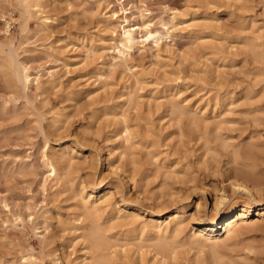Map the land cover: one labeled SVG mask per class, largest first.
<instances>
[{
	"label": "rangeland",
	"instance_id": "1",
	"mask_svg": "<svg viewBox=\"0 0 264 264\" xmlns=\"http://www.w3.org/2000/svg\"><path fill=\"white\" fill-rule=\"evenodd\" d=\"M48 1L49 28L32 18L29 31L16 21L5 34L0 16V36L17 43L33 79L24 89L0 66V264H20L32 250L36 264H86L82 196L103 205L110 238L127 241H112L119 264H161L146 243L134 254L142 227L149 232L178 212L186 239L197 228V201L203 197L213 215L221 181L249 163L251 141L264 168V0ZM146 24L163 34L158 44L143 42L137 26ZM123 26L137 32L120 62ZM61 150L77 165L56 178L45 162ZM231 192L233 200L246 198ZM263 209L264 195L246 222L259 223L233 240L220 230L216 250L264 264ZM117 215L123 221L115 225L110 216ZM204 245L202 254L179 247L181 263L203 255L210 264L211 245Z\"/></svg>",
	"mask_w": 264,
	"mask_h": 264
},
{
	"label": "bare ground",
	"instance_id": "2",
	"mask_svg": "<svg viewBox=\"0 0 264 264\" xmlns=\"http://www.w3.org/2000/svg\"><path fill=\"white\" fill-rule=\"evenodd\" d=\"M47 2H49V1L48 0H0V16L5 21V24L3 26L5 28H4L3 32L6 34L9 31L8 26H7V17L12 19V10H17L19 13V16L17 18H15V20L19 24V28L22 30V32L29 31L28 30V23H29L30 19H32V18L37 19L39 21V25H38L39 27H42V28L43 27H48V28L51 27L52 24L55 22V18L53 17L54 14L50 13V11L46 9L48 4H49ZM115 15H117L116 12L113 14V16H115ZM137 29L141 30V32H143V37H144L143 42L144 43H150V41H152L153 43L158 44L160 39L163 37V34L160 31L152 30L150 28V25H148V24L137 26ZM137 29L126 28V26H123V32H121L120 40H119V42H117L118 56L114 57V59L118 58V59H120V62L126 61L127 55L130 53V50L133 48V46L136 43L135 33L137 32ZM1 31H2V28H0V33H1ZM114 32L115 31L113 30L112 33L114 34ZM255 50H257V49H255ZM259 51H260V49L257 50V52H258L257 54L260 55ZM255 55H256V52H255ZM262 56H264V55H262ZM18 57H19V53H18L17 43H14V41H8L7 37H5V36H4V38H2L0 36V66L3 69H6L7 72L10 71V72L14 73L15 74L14 76L21 83L22 87L24 89H27L30 82L33 81L32 77H31L32 74L30 73L29 67L24 62H20ZM256 57L259 58L258 56H256ZM262 58H264V57H262ZM2 71H4V70H2ZM35 79H36V77H35ZM49 81L53 82L54 80H53V78H50ZM173 106H174V104H173ZM176 106H178V105L176 104ZM176 106H175V109L173 108L174 111L177 109ZM180 109H183V108L180 107ZM178 112L179 111H176V113H178ZM197 124H199V123H197ZM196 127H197V125H196ZM132 133H133V131H131L129 124L125 125V127H123L122 135L124 136V138L126 140H129L130 136H132ZM251 142L247 145L255 146V145H251ZM252 143L255 144L258 142L255 141V143H254V141H253ZM224 145H225V143H224ZM250 146H248L250 148V149L248 148L250 150V151L248 150L250 153L247 152V154H249V156H250L249 163H246L245 165H243V164L239 165L238 164V166L233 165L234 167L232 168V172L230 171L231 172L230 174H227L226 176H224V179L222 178L223 179L221 181L222 186L218 187V189L216 191L215 201H214L213 207L211 209L213 215H207L205 213L206 209H207L206 208L207 204H206V201H204V199L202 197L199 199V201H197L196 213H195L194 217L191 219L195 223H197V226H196L197 228L194 230V227H193L194 231H192L191 234L189 233V235L187 236L186 239H183L184 237L182 238V235L184 234L185 230L187 229L188 223L186 222V224H187V226H186L184 223L186 221L184 219V217H180V214L178 212H175L173 215L170 216L168 221H165V222L157 221V222H155V224H153L152 230L149 232L146 231V227H142V230H140L141 232L139 235V241H140V244L142 245V247L141 246L139 247V244H137L138 242H136L138 247L136 246V250L134 251V254L138 250L137 248H145V247H143V245L144 246L148 245L149 247L152 248V250H154L156 252V255L153 254V255H155V257L153 256L151 258L156 259L157 256H161L160 257L161 258V264H178V263L182 264L181 263L182 260H179V253L177 251V250H179L178 249L179 247L189 245V246L194 247L195 250L198 249L196 252L202 254L203 247L205 246L204 244H208V245H211V250H212V254L210 252V254H211V256H210L211 263L210 264H228V261L230 262V264H242L243 261H240V263H238L237 259L235 260V258H233L235 256L232 257V255L230 256V254L229 255L226 253L224 254L222 251L216 250L215 246H217L224 239L225 240H231V239L233 240L236 237L238 238V236L240 237V235L243 234L245 227L250 226L251 224L257 225L256 223H259V222H257L258 220H260L259 218L256 219L251 224L246 223L247 218H248V214L250 213L252 207L255 206V204L257 202H259L261 200V197L264 195V178H263V175H264L263 169L264 168L260 169L259 167H261V166L257 165V162H258L257 160L259 158L258 156L261 154V152H260V154L259 153L256 154L257 152H259V150H257V148H256V150H257V152H256L254 150L255 147L252 149V147H250ZM256 146H257V144H256ZM237 147L242 148V146L239 147V145L236 146V148ZM245 148L247 149V147H245ZM243 151H241V152H243ZM245 153H246V150H245ZM237 154L238 153L236 151L235 155H237ZM250 154H252V156ZM263 156L261 155L260 158L263 159ZM237 160H238V158H237ZM246 162H248V160ZM262 163H264V161H262L260 164L262 165ZM45 164L48 167L50 176H54L56 178L61 176L62 169H68L70 167H74L73 165H75V164L77 165V163H74L73 155L68 150L54 151L51 155L48 154L46 157ZM262 166H264V165H262ZM230 167H232V166H230ZM227 169L229 170V168H227ZM70 171L72 172V169H70ZM71 172H70V174H71ZM70 180H71V178H70ZM67 183H69V182H67ZM71 186L74 187L75 185L73 186L71 183ZM228 190H229V193H228ZM230 191H232L231 193H233V194L236 191L241 192V194L246 195L245 200H242L239 202L237 200L231 199L232 194L229 195ZM81 194H79V196ZM80 197H79V199H80ZM91 197L92 196L88 197V199H87V198L82 196L81 202H80L83 205L82 207L85 210L86 215H85L83 209H82L83 211L81 210L82 213H84V216H87V219H89L88 223H86V221H85L84 222L85 224H83L82 228H81V229L85 230V232H83L84 234L82 233L83 234L82 236L86 237L88 239V242H89L86 245L87 246L86 251L83 252L84 258H82V263L84 262L86 264H119V261H121V260H119V256L118 257L116 256L118 253L116 252L117 254L115 255V254H113L114 252L112 251V248L115 246L114 245L115 243L113 242L114 244H112V241H114V240L117 241L118 240L117 238H119V237L116 236V239L110 238L111 236L108 235L109 229L106 228L108 225L106 227L104 226L107 224V222H106V224L103 223L104 224L103 225L102 222L100 221V219L102 218L101 215L103 214V208H102L103 205H101L100 203L99 204L98 203L97 204L92 203ZM104 215H105V213H104ZM119 218L120 217L118 215H117V217L116 216H110V221L114 224L117 222L119 223V221L122 222L123 219L122 218L119 219ZM102 219H104V218H102ZM114 219H118L119 221L117 220V222H116V220H114ZM191 220L189 221V223L191 222ZM110 225H113V224H110ZM108 227H110V226H108ZM111 227H113V226H111ZM222 229L226 233V236L224 239H222V237L219 235V231ZM126 234H127V232H126ZM146 236L147 237L149 236V237L145 239ZM110 239H111V241H110ZM144 239L146 242L144 241ZM119 240L124 241L125 239H122V237H121V239H119ZM119 240H118V244L116 243V246L117 245H119L121 247L125 246L122 244L123 241L120 242ZM134 240H133V242H134ZM129 242L130 241H128V243ZM143 242H144V244H142ZM123 243L128 245L127 241H125ZM131 245H133V244H131ZM148 246H147V248H148ZM84 248H85V245H84ZM180 249H182V248H180ZM152 250H151V252H153ZM123 251H124L123 253L126 252L125 250H123ZM32 252H33V250L31 251V253L23 255L21 258L22 261L20 264H36V257L34 256V254ZM147 253H149V252L147 251ZM182 254H184V253H182ZM203 254H205V253H203ZM142 255H143V251H142ZM128 256L130 257V255H128ZM206 257H208V256H206ZM206 257H204L203 255L199 256L197 258V261H196L197 263L196 262L195 263L200 264V262H202L204 264H209L208 263L209 261ZM133 258H136V256ZM137 258L139 259V255L137 256ZM244 258L249 263V259L247 257H243L242 260H244V264H245ZM144 259L142 256L141 261H143ZM146 259H148V258H146ZM238 259H240V258H238ZM123 260H125V259H123ZM225 260H228L227 263L225 262ZM145 261H147V260H145ZM170 261H172V262H170ZM194 261H195V258H194ZM157 262H158V260H157ZM157 264H159V263H157Z\"/></svg>",
	"mask_w": 264,
	"mask_h": 264
},
{
	"label": "built area",
	"instance_id": "3",
	"mask_svg": "<svg viewBox=\"0 0 264 264\" xmlns=\"http://www.w3.org/2000/svg\"><path fill=\"white\" fill-rule=\"evenodd\" d=\"M14 17V15H13ZM8 20H7V26H8V30L12 29L14 26H15V23H16V20L14 18H9L7 17Z\"/></svg>",
	"mask_w": 264,
	"mask_h": 264
}]
</instances>
